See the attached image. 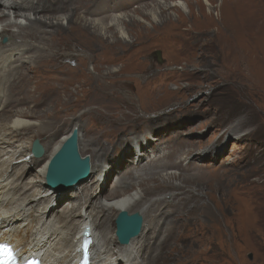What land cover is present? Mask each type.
Returning a JSON list of instances; mask_svg holds the SVG:
<instances>
[{
	"label": "rangeland",
	"instance_id": "374dc122",
	"mask_svg": "<svg viewBox=\"0 0 264 264\" xmlns=\"http://www.w3.org/2000/svg\"><path fill=\"white\" fill-rule=\"evenodd\" d=\"M176 1L184 11L164 7ZM203 1L90 0L99 13L93 20L109 24L122 15L117 31L127 41L112 28L106 44L95 33L89 39L64 36L50 70L59 68L66 79L73 70L75 85L83 83L79 73L90 72L98 91L75 98L80 119L72 124L92 129L91 138L98 135V149L87 147L84 131L81 157L94 166L102 162L103 172L100 165L71 189H55L65 196H58L52 211L61 215L66 204L85 200L95 206L85 210L95 212L124 176L127 184L119 194L136 190L132 185L143 178L159 177L147 176V169L166 155L172 168L153 171L177 178L147 197L169 206L161 207L168 215L146 234L142 257L149 264L150 259L154 264H264V53L255 52L243 28L252 24L251 33L263 32L264 0H206L211 7ZM106 57L111 61L105 64ZM26 171L21 170L24 181L36 174L34 168L30 175ZM148 206L143 201L135 211L143 221ZM163 236V248L152 252Z\"/></svg>",
	"mask_w": 264,
	"mask_h": 264
},
{
	"label": "bare ground",
	"instance_id": "6f19581e",
	"mask_svg": "<svg viewBox=\"0 0 264 264\" xmlns=\"http://www.w3.org/2000/svg\"><path fill=\"white\" fill-rule=\"evenodd\" d=\"M203 3L211 7L206 0ZM121 6V3L116 2L115 8ZM164 7L185 10L179 1ZM94 14L99 13L91 9L90 0H0V43L4 37L9 42L6 46L0 44V241L13 245L24 258L38 257L46 264H76L75 252L80 244L78 237L83 228L88 226L94 240L91 246L92 264H149L142 257L147 245L146 234L155 228L159 217H164L166 212L161 207H167L169 203L157 200L152 202L147 197L170 188L177 178L172 172L160 175L161 173L153 171L161 166L172 168L174 164H169L166 155L152 164L153 168L147 169L150 172L147 176L152 172L159 177L143 178L138 184L132 185L136 190L119 194L117 189L127 184L128 176H124L119 180V185L114 186L110 197L104 202H97L95 212H87L85 205L89 203L82 199L83 203L66 204V211L55 215L52 206L58 201V196L65 195L62 194L64 192L54 190L45 181L50 159L69 138L73 129L77 131L80 157L84 131L89 136L86 137V146L95 145L98 149L99 137L96 135L91 138L95 133L92 129L81 125L78 128L73 126L76 124L74 120L80 119L75 115V111L79 109L75 98L83 95L93 97L98 91L92 85L90 72L84 70L79 73L83 77V83L75 85L73 76L78 73L72 75L73 70H69L70 77L66 79L61 76L59 68L53 73L50 70L54 66V53L58 52L64 36L75 38V34H82L89 39L95 33L97 40L106 44L107 33L112 28L111 31L117 34V38L127 41L123 33L117 31L123 20L121 14L114 16L111 26L104 18L91 19ZM255 20L261 23L257 15ZM254 26L247 24L243 28L246 29L245 34L252 42L255 52L263 54L264 30L262 32V28H259L251 33ZM103 60L106 64L111 58ZM104 77L105 73L100 80ZM61 98L66 100L61 101ZM47 106L52 110H43ZM39 115L42 116L37 123L34 119ZM70 127L73 128L69 132ZM35 138H41L40 145L44 151L38 158L30 152ZM94 153L93 156L96 157ZM100 165L103 172L102 162L99 166H94L90 159L91 172L100 171ZM24 168L28 175L34 168L36 174L32 179L24 181L21 174ZM107 170L109 167L104 172ZM132 174L136 178L141 176L137 168L132 170ZM141 191L144 192L142 196ZM190 197L192 194L187 198ZM143 201L149 203L144 211L148 220L144 219L136 238L127 245H119L115 235L110 236L115 233L118 214L123 211L127 214L138 211ZM90 206L91 204L88 207ZM94 209L95 206H91V210ZM150 213L156 215L155 220H152L151 215L148 217ZM103 217L102 222L100 218ZM159 233L160 230L158 235ZM165 240V236L161 242L158 240L152 252H159ZM149 261L154 264L151 259Z\"/></svg>",
	"mask_w": 264,
	"mask_h": 264
},
{
	"label": "water",
	"instance_id": "95a60500",
	"mask_svg": "<svg viewBox=\"0 0 264 264\" xmlns=\"http://www.w3.org/2000/svg\"><path fill=\"white\" fill-rule=\"evenodd\" d=\"M31 153L35 157L43 155L38 141H34ZM90 174V161L87 156L80 157L78 151V135L73 130L58 152L50 159L45 181L55 189L69 190L84 181ZM143 218L139 212L127 214L120 212L115 220V236L119 245H127L132 238L139 235Z\"/></svg>",
	"mask_w": 264,
	"mask_h": 264
}]
</instances>
